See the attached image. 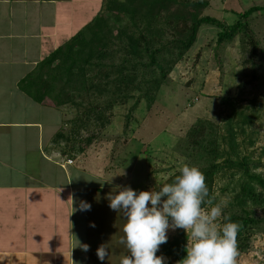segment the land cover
I'll return each instance as SVG.
<instances>
[{
    "label": "rangeland",
    "instance_id": "obj_1",
    "mask_svg": "<svg viewBox=\"0 0 264 264\" xmlns=\"http://www.w3.org/2000/svg\"><path fill=\"white\" fill-rule=\"evenodd\" d=\"M209 1L205 14L220 19L223 27L211 23L199 26L196 41L181 59V41H187L188 35L176 33L174 25L164 18L153 22L154 33L152 30L148 32L144 28L145 22L140 20L138 25L152 40L149 45L154 53L136 56L128 44L116 39L110 44L104 63L89 69V92L74 105L58 108L40 104L21 87L31 86L41 71L37 63L92 20L101 9L102 0H62L48 5L47 15L54 14L63 26L65 17H72V29L64 26V31L57 33L55 38L48 37L46 51L40 53L42 58L29 57L27 60L32 61L29 65L19 59L23 52L29 55L30 49L18 46L24 43L22 40L29 39H3L2 44L10 41L11 47L20 51H4L2 55L3 61L10 63L0 66V122L36 120L44 125L45 132L40 143L36 139L29 148H21L9 139V133L13 139L32 129L0 125V183L23 184L25 179V174L3 164L45 178V182H67L65 169L56 165L54 160L48 162L43 156L52 141L55 147H59L61 157H57L58 161L66 164L68 172L69 169L77 171L70 183L74 187L83 182L86 185L79 189V193L80 196L85 194L87 203L91 204V210L86 212L88 240L96 243L99 241L96 231L99 234L102 226L115 228L113 222H117L119 236L123 234L126 222L125 217L106 204L100 209V201L96 199L99 195L100 200H105L108 193L115 191L118 194L120 188L127 186L137 192L158 190L179 175V168L185 164L202 170L214 159V155L203 147L214 146L218 138L223 152L219 160L221 165L212 181L205 176L209 193L214 195L213 206L217 203L224 206L218 219L221 225L224 211L231 209V205L235 207V196L245 177L237 164L226 163L227 160L245 159L253 170L259 169V174L264 176V10L244 16L252 6L264 7V0ZM0 6L6 8L3 3ZM239 20L247 21V32L251 37L242 32L232 41L219 42L221 31L236 25ZM36 29L39 32L42 28ZM133 31L138 34V28ZM252 38L258 49L256 56L252 53ZM89 108H95L94 112L88 111ZM99 111L108 120L105 124L96 117ZM203 126L206 133L199 138L203 147L198 148L190 141L191 134ZM31 135H26L27 141ZM49 150L47 152L51 154ZM69 157L73 158L74 164L67 165ZM256 163L260 165L253 166ZM94 184L96 190L101 191L93 190ZM255 186L258 191L262 190L258 184ZM8 191L0 189V194ZM248 208L254 211V215L264 217V201H251ZM98 209L101 212L97 213ZM100 217L105 224L100 223V229L92 227L96 223L94 218ZM108 220L110 223H106ZM167 235L168 242L161 245L157 256L165 257V264H178L187 255V234L178 228L175 231L169 229ZM3 243L0 240V245ZM114 249V259H108L106 264L115 260ZM105 262L97 261L96 264ZM236 264H264V227L253 235L247 251L238 252Z\"/></svg>",
    "mask_w": 264,
    "mask_h": 264
},
{
    "label": "crops",
    "instance_id": "obj_2",
    "mask_svg": "<svg viewBox=\"0 0 264 264\" xmlns=\"http://www.w3.org/2000/svg\"><path fill=\"white\" fill-rule=\"evenodd\" d=\"M56 1L62 0H0V4L3 3L6 6L5 9L0 6V66H7L10 63L3 61L5 59L2 57L4 51H20L18 48L11 47L10 41L8 44H2L3 39L12 37L20 40L29 39L27 41L22 40L24 43L18 45L19 48L28 46V49H30L29 55L23 52L22 58L19 59L23 60V64L29 65L30 61L27 60L29 57L32 58L34 55V57H40L39 59L42 58L40 53L46 51L45 43L48 37L52 38L62 30L64 31V26H67L68 30L72 29V25L70 26L73 23L72 17L66 16L63 26L54 14L52 16L47 15L48 5L55 4ZM47 22L52 23L50 25ZM37 27H41L43 30L41 29L38 32ZM39 42L40 45H38ZM51 42H53V39H51ZM34 62L36 61L33 60ZM0 125H20L29 130L32 129V131H27L25 134L13 139H11L12 135L9 133V139L21 148L27 146L29 148L31 144L35 143L36 139L40 143L41 139L44 138V125L42 126L36 120H27L26 122L7 121L0 122ZM28 133L32 134V138L30 139L31 136H29L27 141L26 135ZM55 146L52 141L49 142L43 156L48 162L54 160L56 165H60L63 170L65 169L67 182L64 181L62 184L49 182L52 180L45 182V178L16 170L13 165L3 164L5 167L10 166L12 170L25 174V179L23 184L4 185V183H0V189L9 190L0 194V240L4 241L0 245V264H96L97 261H100L97 256V249L101 244L109 245L111 259H114L112 249L115 248L113 250L116 252L115 260H112L110 264H118L121 253H128L119 244L121 235L118 236L120 230L117 227V222H113L116 223L113 224L115 228L110 226L109 229V225L101 228L100 223L105 224V220L102 221V217L94 218L93 221L96 222L94 228L99 227L102 231L99 234L96 231L98 242L88 240L90 233H88L89 222H86L87 211L79 210L82 201L88 202L86 195L80 196L79 193V189H83L85 183L83 182L84 184H79L76 187L70 183L77 171L69 169L70 172H68L66 164L58 161L59 158L57 157L61 156H59V147ZM47 149H50L51 154L47 152ZM68 159L66 161L67 165L74 164V162H68ZM93 186L92 189L96 190L97 185L94 184ZM99 191L96 190V192ZM70 197L72 201H69ZM99 197L96 199H98L97 202L100 201V209L105 204L109 208V201L107 199L100 200L101 197ZM27 198L29 199L26 200ZM100 209L97 213L101 212ZM11 217H13L12 220ZM80 219L85 220L83 223L78 222ZM103 219H105V216H103ZM117 219L118 216L114 221ZM110 221L108 220L106 223H110ZM79 244L89 245L90 250L87 252L82 251ZM108 259L106 258L104 262Z\"/></svg>",
    "mask_w": 264,
    "mask_h": 264
},
{
    "label": "trees",
    "instance_id": "obj_3",
    "mask_svg": "<svg viewBox=\"0 0 264 264\" xmlns=\"http://www.w3.org/2000/svg\"><path fill=\"white\" fill-rule=\"evenodd\" d=\"M209 5V0H102L101 9L92 20L37 63V68L41 66L38 78L32 80L30 87H21V89L36 101L55 108L71 103L74 105V102L83 99L89 92L90 86L87 77L89 69L93 65L104 63L103 58H107L110 44L116 39H121L128 44L130 51L136 56H151L154 53V49H150L149 45L152 40L142 32L138 25L140 20L145 22L144 28L147 31L152 30L154 33L155 24L153 25V22L164 18L174 25L173 29L176 33L182 36L188 35L187 41H183V39L181 41V59L196 41L199 26L211 23L223 27V22L220 19L205 14ZM261 9L264 10V7L252 6L244 13V16L247 17L248 14ZM243 22L246 24L245 28H243ZM191 25L195 27L192 28ZM133 28H138V34L133 31ZM157 28L159 30V27ZM248 30L247 21L239 20L236 25L227 26L226 30L221 31L219 42L232 41L242 32L251 37ZM252 45V53L256 56L258 49L254 38H252ZM183 50L185 51L183 52ZM159 66L161 65L159 64ZM122 69L125 70L124 67ZM47 99L49 101L46 103ZM111 106L112 104H109V107ZM94 109L89 108L88 111L93 110L94 112ZM96 117L102 121V124L108 122L100 111ZM205 133L206 128L203 126L194 135L191 134L190 141L194 146L203 147L199 138ZM215 141L214 146L203 147L206 152L214 155L213 161L201 170L211 178V181L221 165L219 160L223 155L219 139L217 138ZM69 159L72 158L69 157ZM226 163L237 164L244 171L245 177L235 196L237 204L234 203L235 207L231 205V209L224 211L221 225L229 220L242 225L237 237V246L238 252H244L248 250L253 235L264 227V217L254 215V211L248 208V203L251 201H259V203L264 201V176L257 174L245 159H228ZM259 165L260 163H256L253 166ZM255 184L261 186L262 190L258 191ZM209 195L211 198L214 196L213 193H209ZM225 217L229 219H225ZM176 238L178 237L176 236ZM180 241L178 240V242Z\"/></svg>",
    "mask_w": 264,
    "mask_h": 264
},
{
    "label": "clouds",
    "instance_id": "obj_4",
    "mask_svg": "<svg viewBox=\"0 0 264 264\" xmlns=\"http://www.w3.org/2000/svg\"><path fill=\"white\" fill-rule=\"evenodd\" d=\"M106 198L109 208L126 218L119 244L128 254L121 253L118 264H165V257L157 256V252L168 242V230L178 228L187 234V255L178 264H236L242 225L230 220L218 224L224 206H213L206 176L199 168L183 165L179 175L155 191L137 192L127 186L118 194L108 193ZM79 210H91V204L82 201ZM79 246L84 252L90 250L87 244ZM97 256L102 262L111 260L109 245L101 244Z\"/></svg>",
    "mask_w": 264,
    "mask_h": 264
},
{
    "label": "built area",
    "instance_id": "obj_5",
    "mask_svg": "<svg viewBox=\"0 0 264 264\" xmlns=\"http://www.w3.org/2000/svg\"><path fill=\"white\" fill-rule=\"evenodd\" d=\"M68 162H72V159H68Z\"/></svg>",
    "mask_w": 264,
    "mask_h": 264
}]
</instances>
